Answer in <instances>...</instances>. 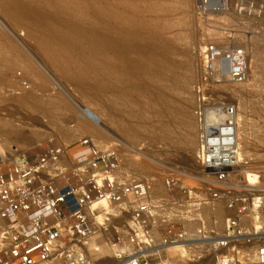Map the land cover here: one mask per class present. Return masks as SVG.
<instances>
[{
  "label": "rangeland",
  "instance_id": "1",
  "mask_svg": "<svg viewBox=\"0 0 264 264\" xmlns=\"http://www.w3.org/2000/svg\"><path fill=\"white\" fill-rule=\"evenodd\" d=\"M121 27L127 33H121ZM106 28L115 31V37L121 38L122 43L126 42L122 44L121 57L127 54L122 61H126L130 82L124 95L131 101L134 99L132 102L137 107L130 103L116 116L125 126L127 139L120 142L127 148L132 167L150 149H156L161 156L176 151L182 157L179 162L184 163L186 159L189 162L184 164L190 167L195 164V157L187 146L191 126L184 121L186 115L192 118L195 115V127H199L194 110L198 98L196 85L201 80L200 48L207 42L244 47L248 61L245 80L241 83L221 80L211 90L216 99L236 106L240 102L238 108L245 117L249 142L259 147L257 154L249 148L250 153L243 156L244 162L231 172L230 178L238 181L243 176L245 181L242 179L244 182L239 185L264 187L257 185L262 179L257 180L255 173L241 172L246 165L252 171H261L264 178V159L260 155L264 153V0H215L206 7L201 0H0L1 164H8L11 157L15 161L19 155H36L51 139L69 147L70 153L79 152L81 148L75 147L77 140L86 136L69 140L60 137L57 130L75 128L72 125L78 124L80 114L84 123L95 124L93 131L97 126L105 129L109 96L105 70L108 62L117 66L121 58L117 59V52L114 56L108 53ZM74 29L80 34H74ZM47 34L52 37H47L49 43ZM56 36L59 41L54 42ZM57 41L64 45L59 48ZM225 86L233 87L239 94L232 95ZM12 129H26L36 134L30 143L23 145L10 133ZM114 140L104 139L101 144H109L119 151L121 143ZM144 158L147 159L144 167L149 168V158ZM168 160L163 158L160 174L157 172L160 184L167 174L162 168L182 172L178 161ZM130 163L123 161L120 170L131 175ZM205 212L210 217L207 208ZM99 245L112 254L110 245L102 238Z\"/></svg>",
  "mask_w": 264,
  "mask_h": 264
},
{
  "label": "built area",
  "instance_id": "2",
  "mask_svg": "<svg viewBox=\"0 0 264 264\" xmlns=\"http://www.w3.org/2000/svg\"><path fill=\"white\" fill-rule=\"evenodd\" d=\"M199 60L194 174L162 168L163 192L155 194L146 178L120 170L114 146L83 137L79 152L69 153L51 139L36 155L0 164V264H101L92 254L99 241L91 249L98 237L112 249L108 264H264V187L230 178L240 161L238 108L211 90L224 78L243 82L247 54L207 42ZM251 173L264 182L261 171ZM218 202L226 210L222 227L205 214ZM177 244L184 255L168 259Z\"/></svg>",
  "mask_w": 264,
  "mask_h": 264
},
{
  "label": "bare ground",
  "instance_id": "3",
  "mask_svg": "<svg viewBox=\"0 0 264 264\" xmlns=\"http://www.w3.org/2000/svg\"><path fill=\"white\" fill-rule=\"evenodd\" d=\"M124 2V1H123ZM203 3V0H201V4ZM124 4V3H123ZM203 5H204V3H203ZM114 20V19H113ZM39 23V22H38ZM113 23H116V22H114L113 21ZM112 23V24H113ZM117 25H118V23H117ZM10 26H11V24H10ZM108 26H110V25H108ZM107 26V27H108ZM112 27V26H111ZM110 27V28H111ZM11 28V27H10ZM31 28V27H30ZM75 28V27H74ZM120 28V27H119ZM119 28H117L116 30H119ZM122 28V27H121ZM5 29V28H4ZM24 29V28H23ZM28 29V28H27ZM57 29V28H56ZM78 29V28H77ZM76 29V30H77ZM107 29V28H106ZM108 29H109V27H108ZM108 29H107V31H108ZM112 29H113V27H112ZM110 30V31H108L109 33H108V35H107V37H108V40H107V42H108V53L110 54V55H113L114 56V54L116 53L117 55H118V57H117V59L118 58H120L121 57V53L123 52L122 51V49H121V47L123 46L122 44H124V43H126V42H124V43H122V39L121 38H116L115 36H116V33H115V31H113V30ZM115 29V28H114ZM124 30V31H123ZM75 31V29L73 30V32ZM122 31V32H121ZM120 32L121 33H123V32H126L125 31V29H123L122 28V30H121ZM2 33V32H1ZM29 33H31L30 31H29ZM57 33V32H56ZM80 34V33H78V30H77V32H74V34ZM127 33V32H126ZM16 34V33H15ZM73 34V33H72ZM24 35H25V33H24ZM48 35V34H47ZM46 35V39H47V37H51V36H47ZM16 36V35H15ZM18 36V35H17ZM77 36V35H76ZM81 36H83V35H81ZM118 36H119V34H118ZM99 37V36H98ZM97 37V38H98ZM52 38V37H51ZM57 38V36L55 37V41H54V39H53V41L54 42H56V40H58V39H56ZM59 38H60V36H59ZM62 38V37H61ZM77 38H79L78 36H77ZM80 38H82V37H80ZM79 38V39H80ZM104 38H106V36L104 37ZM132 38H133V36H132ZM145 38V37H144ZM64 39V38H63ZM124 39V38H123ZM95 40V39H94ZM100 40V39H99ZM105 40V41H106ZM133 40H134V38H133ZM139 40V39H138ZM47 41H48V43H49V41L50 40H48L47 39ZM52 40H51V42H53ZM59 41V40H58ZM57 41V43L59 44V48H60V46L62 45V44H60L59 42ZM74 41V40H73ZM96 41V40H95ZM104 41V42H105ZM124 41V40H123ZM137 41V40H136ZM67 42H69V41H67ZM62 43V42H61ZM64 43H65V40H64ZM91 43H92V41H91ZM95 43V42H94ZM96 43L97 44H99L97 41H96ZM106 43V42H105ZM69 44V43H68ZM67 44V45H68ZM96 44V45H97ZM64 45V44H63ZM62 45V46H63ZM106 45H107V43H106ZM136 45H139L138 43L136 44ZM145 45V44H144ZM144 45H142L141 43H140V45L139 46H143L144 47ZM61 46V47H62ZM69 46H70V44H69ZM69 46H68V48H69ZM132 46H133V44H132ZM147 46V45H146ZM65 47V46H64ZM64 47H63V49L62 50H64ZM93 47V46H92ZM94 47H96L95 45H94ZM94 47H93V49H94ZM125 47H127V44L124 46V48ZM148 47V46H147ZM58 48V49H59ZM67 48V49H68ZM99 48V47H98ZM107 48V47H106ZM128 48V47H127ZM133 48V47H132ZM203 48V47H202ZM241 48H243L244 49V47H241ZM126 49V48H125ZM135 49V48H134ZM137 49V48H136ZM140 49H141V47H140ZM157 49V48H156ZM155 49V50H156ZM94 50H96V49H94ZM107 50L105 51V52H107ZM127 50V49H126ZM129 50V49H128ZM130 50H131V46H130ZM144 50H146L147 51V48H144ZM143 50V51H144ZM149 50H150V48H149ZM141 51V50H140ZM151 51V50H150ZM149 51V52H150ZM244 51L246 52V50L244 49ZM61 52H63L64 53V51H61ZM67 52H69L68 50H67ZM132 52V51H131ZM148 52V51H147ZM153 52V51H152ZM152 52H150L151 54H152ZM252 52L253 53H256V49H253L252 50ZM137 53V52H136ZM252 53V54H253ZM3 54V53H2ZM7 54V53H6ZM131 54V53H130ZM129 54V55H130ZM149 54V53H148ZM247 54V53H246ZM123 55H124V53H123ZM122 55V57L120 58V60H118V62H117V66L116 65H112L111 64V61L110 62H108V65H107V67H106V70H105V72H106V77H107V81H106V84H107V90H108V92H109V96H108V98H107V107H106V117H105V119L104 120H106L105 122H104V128L105 129H102V128H100L99 126H97L96 128L97 129H94L95 131H93L92 130V128H93V126L95 127V124L93 125L92 123L90 124H86V123H84V121L83 120H81L82 118H83V115H78V120H77V123L78 124H76V125H72V126H76L75 128H69V129H65V130H62V129H58L57 131H58V134H60V137L61 136H63L65 139H69V140H73L75 137H79V136H81V135H85L86 137L88 136V137H91L97 144H101L102 143V140H104V139H108V140H113V139H115L118 143H121L120 141H122V140H125V139H127L126 137H125V135H124V133H125V126H124V124H123V122H122V119H119V121H118V117L116 116V114H120L121 112H123V110L125 109V107L128 105L129 106V104L131 103L132 105H133V107H137L135 104H133V100L131 101L130 99L131 98H126V95H124V94H126V93H124V91H125V87H126V84H128L129 82H130V80L127 78V74H126V68H127V66H126V61L124 62V61H122V58H124L125 56H123ZM146 55V54H145ZM109 56V55H108ZM110 58H112L111 56H109ZM116 57V56H115ZM252 57V59H253V56H251ZM129 58V57H128ZM116 59V58H115ZM132 59V57H130V59L129 60H131ZM123 60H125V58L123 59ZM127 60V59H126ZM132 61V60H131ZM128 62H130V61H128L127 60V63ZM129 64V63H128ZM135 64V63H134ZM136 65V64H135ZM140 65V64H139ZM130 66V65H129ZM138 66V65H137ZM134 68V67H133ZM247 68H248V61H247ZM139 70V69H138ZM137 70V71H138ZM135 71V70H134ZM246 72H247V70H246ZM223 80H229V79H227V78H224ZM102 81V80H101ZM227 82V81H226ZM232 82V81H231ZM233 83H236V82H233ZM133 86V85H132ZM225 89L229 92V93H231L232 95H234V96H237L238 94H239V92L238 91H236V90H234L233 89V87L232 88H230V87H228V86H225ZM221 92V91H220ZM227 94V93H226ZM231 95V96H232ZM221 96V95H220ZM223 96V95H222ZM226 96V95H225ZM228 96V95H227ZM233 97V96H232ZM228 98H230V95L228 96ZM158 99H160V97L158 98ZM158 99H157V101H158ZM162 99H164V98H162ZM190 100V99H189ZM52 101V100H51ZM135 102V101H134ZM161 102H162V100H161ZM160 102V103H161ZM48 103V102H47ZM159 103V104H160ZM245 103V102H244ZM96 104V103H95ZM137 104V103H136ZM47 105V104H46ZM57 105V104H56ZM161 105H164V104H161ZM97 106V105H96ZM33 107V106H32ZM92 107V106H91ZM240 108V102H239V104L237 105V108ZM75 108V107H74ZM95 109V107L93 106L92 107V109ZM161 108V106L159 107V109ZM238 108V114H237V126H236V137H237V143H238V146H239V151H240V154H239V157H240V161H239V163H238V165L237 166H235V167H233L232 168V171H234L235 169H237L240 165H241V162H242V160H243V156L244 155H247V154H249L250 153V150H249V148H251L252 150H253V152H255L256 154L258 153V148L259 147H255L254 145H252V144H250V142H249V139H248V132H247V127H246V124H245V121H244V119H245V117H244V115H242V114H240V109ZM76 109V108H75ZM130 109V108H129ZM132 109V108H131ZM96 110V109H95ZM163 110V109H162ZM97 111H98V109H97ZM118 112V113H117ZM246 112V111H245ZM195 114V113H194ZM246 115V114H245ZM102 116V115H101ZM104 117V116H103ZM103 117H102V119H103ZM129 117H130V115H129ZM194 119V120H193ZM87 120V119H86ZM64 121V120H63ZM62 121V122H63ZM89 121V120H88ZM184 122H186V124H189L190 126H191V137L189 136V138L190 139H188V142H187V146H189V148H191V154L193 155V157H195V153L197 152V149H198V139L200 138V130H201V128H200V125H198L199 127L196 129V123L195 122H197L196 121V117H195V115L193 116V118H192V116H188V115H186V117H185V121ZM61 123V122H60ZM69 122H67V124H68ZM67 126V125H66ZM62 127H64V126H62ZM62 127H60V128H62ZM4 129V128H3ZM5 130V129H4ZM261 131V129H258V131ZM35 131V130H34ZM34 131H32V132H34ZM36 132V131H35ZM9 133V132H8ZM10 133L15 137V138H17L18 140H19V142H21L23 145H26L27 143H30L31 142V140L33 139V137H34V135L36 134H32L31 132H29V131H26V129H12V131H10ZM187 134V133H186ZM182 135V134H181ZM62 137V138H63ZM179 137V136H178ZM257 137V136H256ZM102 139V140H98V139ZM262 138V137H261ZM263 139V138H262ZM80 139H78L77 141H79ZM98 140V141H97ZM114 140V141H115ZM260 140V139H259ZM263 142V141H262ZM113 145V144H112ZM116 145V144H115ZM180 145V144H179ZM186 145V144H185ZM80 147L81 148V146L79 145V144H77V145H75V147ZM67 147V146H66ZM117 147H120V146H117ZM127 148H126V146H124V144H122L121 143V148H120V150H119V148H118V152H119V157L121 158V160H123V161H125L126 162V164H129L130 163V159L128 160V151L126 150ZM69 147H67V151L69 152ZM160 150V149H159ZM190 150V149H189ZM161 151H164V150H161ZM171 152V151H170ZM173 152V151H172ZM171 152V153H172ZM176 152V151H175ZM175 152H173L172 153V155L170 154V153H168L167 152V156H166V154L164 153V155H163V153H162V155L163 156H161V154H160V152H158L156 149H150V151L147 153V154H142L143 156L141 157L140 156V158L138 159L137 158V160H138V163H137V161L135 160V166L133 165V167L131 166V163H130V170L129 171H131V175L130 176H132V177H143V178H146L148 181H149V183H150V187H151V189L152 190H154V193L155 194H160V193H162L163 192V187H162V183L160 184L157 180H158V177L157 176H159L158 175V173H159V171L158 170H160V168H161V166H162V164L164 163V161H163V158L164 157H167L169 160H171L172 162L173 161H178L179 159H182V157L181 156H177L176 155V153ZM261 152V151H260ZM259 152V153H260ZM70 153V152H69ZM178 153V152H177ZM141 154V153H140ZM175 154V155H174ZM252 154V153H251ZM260 155H261V158L262 159H264V153H260ZM137 156V155H136ZM145 156H147L148 158H149V164L151 165L149 168H146V167H144V162L147 160V159H145L144 157ZM160 156H161V158H160ZM258 156V155H257ZM256 156V157H257ZM139 157V156H138ZM170 157V158H169ZM186 157H188V156H186ZM253 157V156H252ZM132 159H134V157L132 158ZM151 160V161H150ZM168 160V161H169ZM192 160V159H191ZM244 160H245V158H244ZM244 160H243V162H244ZM14 160H13V157H11L10 159H9V161H8V164H11L12 162H13ZM123 161H121V163L123 164ZM168 161H166V162H168ZM183 161H184V163H186L188 160H186V159H183ZM194 161V160H193ZM5 162V161H4ZM179 162V161H178ZM189 162V161H188ZM191 162V161H190ZM3 163V162H2ZM7 163V162H6ZM181 165H182V172L184 173V172H189V171H192V172H190V173H192V174H194V172H195V170H197L196 169V166H195V164H194V162H193V165H192V167H190L189 165H188V163L187 164H184V163H182L181 161L179 162ZM0 164H1V161H0ZM8 164H6V165H4V164H2V165H4V166H8ZM122 164H121V168L120 169H123L122 168ZM125 164V163H124ZM133 164V163H132ZM180 164H179V167H180ZM245 164H248V163H243L242 165H245ZM166 165V164H165ZM125 167V166H124ZM127 167H128V165H127ZM132 167V168H131ZM244 168V170L242 169L241 170V172H243V174L244 173H251V171H252V169H250V167L249 166H246L245 165V167H243ZM125 169V168H124ZM179 171H180V168L178 169ZM237 171V170H236ZM158 172V173H157ZM128 174H130V173H128ZM157 174V175H156ZM160 174V173H159ZM244 180V179H243ZM245 181V180H244ZM244 181H242V182H244ZM260 181H261V179H260ZM256 182V181H255ZM254 182V183H255ZM261 183H262V181H261ZM253 184V183H252ZM243 186H245V185H243ZM97 203V202H96ZM105 205V202L104 201H100V202H98L97 204H96V206H98V205ZM222 205H223V203H218V204H216V206H215V211L212 213L211 212V209L210 208H207L208 210H209V215L211 214V215H214V216H216V218L218 219V226H220V227H222V221H223V218H224V216H225V214H226V211L224 210V208L222 207ZM108 210H110L111 212H112V210H114L113 208H110V209H108ZM206 210V209H205ZM206 213V212H205ZM208 216V215H207ZM102 217V216H101ZM101 237V236H100ZM101 240V238H99L98 237V240H96V242L94 241L92 244H91V249L96 245V243L98 242V241H100ZM99 244V243H98ZM168 253V256H166L168 259H170V258H172L171 260H175V261H179L180 259H181V256H183L184 255V253H185V248L183 247V246H181L180 244H177V245H174V246H171V247H169L167 250H166V254ZM92 254L95 256V255H98V256H102L104 259L101 261V264H108V263H111V262H113L110 258L112 257L111 255H110V252L108 251V249H106V247H100V245H99V248H98V252H92ZM106 256V257H105Z\"/></svg>",
  "mask_w": 264,
  "mask_h": 264
}]
</instances>
